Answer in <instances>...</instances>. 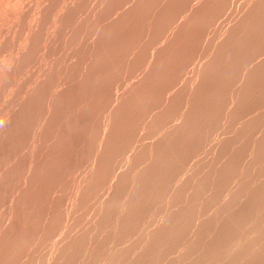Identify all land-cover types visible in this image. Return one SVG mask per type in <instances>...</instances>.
Segmentation results:
<instances>
[{
    "label": "rangeland",
    "instance_id": "rangeland-1",
    "mask_svg": "<svg viewBox=\"0 0 264 264\" xmlns=\"http://www.w3.org/2000/svg\"><path fill=\"white\" fill-rule=\"evenodd\" d=\"M0 264H264V0H0Z\"/></svg>",
    "mask_w": 264,
    "mask_h": 264
}]
</instances>
